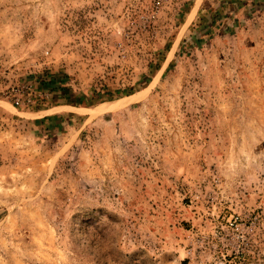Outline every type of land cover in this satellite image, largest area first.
Masks as SVG:
<instances>
[{
	"label": "rangeland",
	"instance_id": "374dc122",
	"mask_svg": "<svg viewBox=\"0 0 264 264\" xmlns=\"http://www.w3.org/2000/svg\"><path fill=\"white\" fill-rule=\"evenodd\" d=\"M0 264H264V0H0Z\"/></svg>",
	"mask_w": 264,
	"mask_h": 264
},
{
	"label": "built area",
	"instance_id": "2783aa9c",
	"mask_svg": "<svg viewBox=\"0 0 264 264\" xmlns=\"http://www.w3.org/2000/svg\"><path fill=\"white\" fill-rule=\"evenodd\" d=\"M27 102L29 103V102H30V100H27Z\"/></svg>",
	"mask_w": 264,
	"mask_h": 264
}]
</instances>
